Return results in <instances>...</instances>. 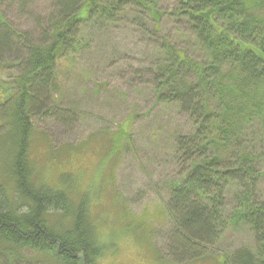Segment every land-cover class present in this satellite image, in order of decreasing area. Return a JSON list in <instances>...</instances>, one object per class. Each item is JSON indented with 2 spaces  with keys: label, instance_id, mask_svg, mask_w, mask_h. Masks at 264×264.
<instances>
[{
  "label": "trees",
  "instance_id": "obj_1",
  "mask_svg": "<svg viewBox=\"0 0 264 264\" xmlns=\"http://www.w3.org/2000/svg\"><path fill=\"white\" fill-rule=\"evenodd\" d=\"M6 1L0 0V65L18 72L10 83L0 81V264H98L105 253L91 210L92 185L79 193L78 174L63 164L51 168L57 185L45 180L30 156L32 117L74 122V111L51 104L57 62L85 41L84 26L116 23L130 7L138 8V25L158 37L145 70L157 98L176 104L195 127L175 141L176 157L188 166L169 186V257L176 264L210 260L228 227L241 225L251 230L254 247L237 248L213 264H264V192L258 194L264 172L257 167L264 138L262 147L248 141L257 122L264 128V0H176L167 14L188 29L205 61L160 32L161 0H49L50 17H36L38 41L8 21L1 9ZM12 1L23 11L32 2ZM146 12L156 21L151 31ZM117 134L107 140V131H98L99 149L117 154ZM70 150L79 152L72 145L60 151ZM228 191L235 205L226 214Z\"/></svg>",
  "mask_w": 264,
  "mask_h": 264
},
{
  "label": "rangeland",
  "instance_id": "obj_2",
  "mask_svg": "<svg viewBox=\"0 0 264 264\" xmlns=\"http://www.w3.org/2000/svg\"><path fill=\"white\" fill-rule=\"evenodd\" d=\"M31 1L24 11L12 0L3 3L1 9L16 29L31 31L38 41L36 17L49 18L53 7L49 0ZM175 7L176 0H161L158 8L165 14L160 19V32L191 57L205 61V52L193 43L188 29L167 14ZM129 11L130 15H123L116 23L84 26L80 36L85 41L57 62L51 104L69 108L77 116L66 124L51 115L32 117L35 136L30 156L52 185H57L58 173L51 168L61 169L63 165L78 174L79 193L89 191L92 185L91 210L105 243L98 264H176L168 255V240L174 229L168 209L169 186L181 178L188 163L182 164L176 157L175 141L195 127L176 104L157 98L145 70L154 60L158 37L138 25V8L130 7ZM146 15L144 22L151 31L155 20L152 14ZM17 72L0 65V81L10 83ZM2 122L0 115V125ZM255 129L248 141L262 147L264 128L260 130L257 122ZM101 130L107 131V140L109 133H118L122 148L117 154L108 155L99 149L103 143L96 133ZM66 145L79 152L62 153ZM262 158L257 167L264 172ZM3 169L0 164V174ZM231 192L226 194V214L235 205ZM263 192L264 179L258 194ZM57 216L51 217L55 220ZM240 247H254L253 234L248 227L230 226L212 255L217 258ZM214 258L192 264H213Z\"/></svg>",
  "mask_w": 264,
  "mask_h": 264
}]
</instances>
